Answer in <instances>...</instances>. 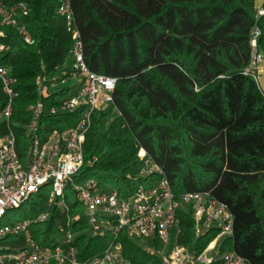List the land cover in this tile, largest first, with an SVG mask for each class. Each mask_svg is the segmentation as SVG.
Listing matches in <instances>:
<instances>
[{
	"label": "trees",
	"instance_id": "1",
	"mask_svg": "<svg viewBox=\"0 0 264 264\" xmlns=\"http://www.w3.org/2000/svg\"><path fill=\"white\" fill-rule=\"evenodd\" d=\"M25 4L21 17L35 43L5 28L9 50L1 63L18 80L14 119L27 122L36 101L34 81L69 62L72 40L57 14L56 0H0ZM88 68L117 79L113 103L95 112L77 182L94 178L104 191L126 197L154 183L142 175L141 150L160 165L176 195L206 192L234 216V235L221 247L249 264H264V91L245 70L252 62L253 32L264 60V0H71ZM4 96L0 86V106ZM51 103V102H49ZM51 129L74 126L76 118L44 117ZM18 136L21 128L17 129ZM67 197L70 214L81 211ZM37 196L29 218L47 206ZM179 243L202 251L214 237L195 239L194 222L180 212ZM65 222L53 206L48 221L33 226V238L50 247ZM85 222L72 225L81 261L99 255L104 240H88ZM5 241L17 246L20 237ZM133 264H160L138 241L121 237ZM214 264H221L218 260Z\"/></svg>",
	"mask_w": 264,
	"mask_h": 264
},
{
	"label": "built area",
	"instance_id": "2",
	"mask_svg": "<svg viewBox=\"0 0 264 264\" xmlns=\"http://www.w3.org/2000/svg\"><path fill=\"white\" fill-rule=\"evenodd\" d=\"M56 1L57 14L72 40L70 59L56 67V74L36 77L37 98L27 108V122L14 119L20 97L18 80L1 60L9 50L5 28L15 29L25 44L34 45L35 39L21 20L29 8L25 4L6 7L0 1V86L4 96L0 106V222L9 210L20 209L44 189L48 196L46 209L36 218L0 228V264H133L123 255L122 236L138 241L160 264H214L218 260L221 264H249L233 251L221 254L224 240L234 235V216L228 206L206 192L176 195L162 167L144 150L139 153L142 175L153 178L154 183L138 187L129 196L104 191L94 178L77 182L83 167L97 161L85 160L84 145L95 112L105 111L114 101L117 79L88 68L71 0ZM259 14L264 15V9ZM260 34L258 29L253 32L252 62L244 72L258 83L257 66L264 62L257 49ZM46 114L76 118V123L63 130L51 129L44 123ZM68 193L73 195V204L82 208L75 215L70 214ZM53 206L65 222L52 237L51 246L44 247L33 238L31 228L46 223ZM182 211L191 215L196 240L214 236L202 251L179 243ZM80 221L85 222L88 240L106 242L99 255L84 261L78 258L72 231V225ZM9 237H20L22 244L5 241Z\"/></svg>",
	"mask_w": 264,
	"mask_h": 264
},
{
	"label": "rangeland",
	"instance_id": "3",
	"mask_svg": "<svg viewBox=\"0 0 264 264\" xmlns=\"http://www.w3.org/2000/svg\"><path fill=\"white\" fill-rule=\"evenodd\" d=\"M257 67L259 68L258 69L259 84L262 90L264 91V62L262 61V63L258 64ZM42 193H47V189H44ZM37 196H33L20 209L9 210L6 213L5 217L2 219V221L0 222V228L6 226H13L14 224L30 219L29 216L32 213L33 204L37 202ZM224 241L226 242V240Z\"/></svg>",
	"mask_w": 264,
	"mask_h": 264
}]
</instances>
